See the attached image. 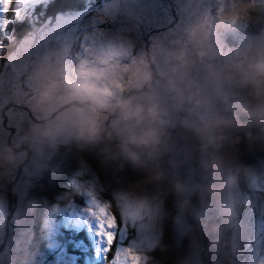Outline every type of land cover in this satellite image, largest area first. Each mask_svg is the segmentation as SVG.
Segmentation results:
<instances>
[{
    "label": "clouds",
    "instance_id": "1",
    "mask_svg": "<svg viewBox=\"0 0 264 264\" xmlns=\"http://www.w3.org/2000/svg\"><path fill=\"white\" fill-rule=\"evenodd\" d=\"M212 5L184 27L176 47L138 49L130 35L95 47L73 39L44 52L34 66L27 103L35 119L23 139L70 140L81 158L95 160V177L72 185L73 194L106 195L100 205L114 219L124 217L126 205L146 204L161 225L175 222L173 211H183L194 196L229 219L225 197L233 183L264 176L242 163L240 150L242 142L264 146V0ZM237 29L251 33L227 44L224 38ZM158 62L167 71H156ZM14 159L11 146H0V166ZM7 178L0 171V186ZM31 211L25 205L20 216ZM47 227L42 219L41 231ZM122 246L138 264H161L152 253L166 252L159 243ZM6 264H23L20 253H9Z\"/></svg>",
    "mask_w": 264,
    "mask_h": 264
},
{
    "label": "rangeland",
    "instance_id": "2",
    "mask_svg": "<svg viewBox=\"0 0 264 264\" xmlns=\"http://www.w3.org/2000/svg\"><path fill=\"white\" fill-rule=\"evenodd\" d=\"M43 1L46 0H11L14 9L10 13L0 8V39L5 36L14 46L11 52L0 46V146H11L15 156L13 162L0 166L8 177L0 186V198L8 204L6 212L0 209V264H6L9 253H20L23 264H102L96 255V220L89 210L95 211L93 201L100 204L101 199L108 197L92 191L85 194L86 198L74 196L72 188L95 177L96 167L92 166L95 160L81 158L70 140L34 145L23 139L35 119L27 103L34 84L31 78L34 66L44 52L57 44L88 39L91 45V35L101 30L106 33L103 39L132 36L138 49L153 43L176 47L174 41L183 39L186 25L205 9L214 10L212 0H85L81 11L58 13L49 19L42 14L39 19L34 8ZM12 17L26 19L24 26L29 30L20 39L6 28ZM250 33V29H237L226 37L238 44ZM171 40L174 46L169 44ZM71 62V57L66 58V64ZM155 70L162 73L167 66L158 62ZM244 147L243 152L240 148L245 155L242 163L247 161L245 165L257 172L264 170V150L246 142ZM252 160L257 165H252ZM61 162L69 165L61 167ZM74 163L77 166L71 169ZM64 175L70 180L66 183L71 191L57 190L56 181ZM196 202L200 227L197 231L193 229L174 264H264V176L241 177L238 187L229 188L225 197V203L232 206L233 215L229 219L219 214L216 204L206 205L199 199ZM29 204L32 207L29 217L17 215V206L22 209ZM42 219L48 220V227L37 234L35 242V227L41 229ZM115 221L118 235L124 234L123 243L131 242L146 249L162 242L167 219L161 225L154 210L142 204L126 205L124 217Z\"/></svg>",
    "mask_w": 264,
    "mask_h": 264
},
{
    "label": "snow or ice",
    "instance_id": "3",
    "mask_svg": "<svg viewBox=\"0 0 264 264\" xmlns=\"http://www.w3.org/2000/svg\"><path fill=\"white\" fill-rule=\"evenodd\" d=\"M11 4V0H0V7L5 11L8 10ZM19 7V6H18ZM94 23V26H97ZM106 35L104 31L94 32L90 39L92 44L90 47H95L98 43H101L103 37ZM96 205L95 211L90 209V213L94 216L96 220L95 235L97 237V248L96 255L101 259L102 264H138L139 257L133 253L131 248L123 247L124 244V234L117 232L118 225L115 219L107 213L106 205H100L93 201ZM7 201L6 199L0 198V209L7 211ZM21 208L17 206L16 213L20 214ZM53 211H56L54 208ZM112 253L109 257V253Z\"/></svg>",
    "mask_w": 264,
    "mask_h": 264
},
{
    "label": "trees",
    "instance_id": "4",
    "mask_svg": "<svg viewBox=\"0 0 264 264\" xmlns=\"http://www.w3.org/2000/svg\"><path fill=\"white\" fill-rule=\"evenodd\" d=\"M92 1L97 2L98 0H92ZM84 4H86V1L85 0H46V1H43L41 3H38V5L35 6L34 13L38 16L39 19L42 18V14L44 15V17L46 16L45 18L49 19V18H54L55 16L58 15V13L59 14H61V13H65L66 14L67 12L74 11V10L75 11L76 10L77 11L78 10L81 11L82 8L84 7ZM9 13H10V10H9ZM25 21H26V19H24V20L23 19L22 20H18L16 18L12 17V20L9 21V22H7V24H6L7 27L6 28L17 39H20V38H22L24 36L23 33H25L26 31L29 30V28L27 29L24 26V22ZM26 25L28 26L30 24L28 23ZM0 46L1 47L3 46V48L6 49L5 51H9V52H11L12 49H13V47H14L12 45V43L8 42V40L6 39L5 36H1ZM3 60H5L4 57H3L2 61ZM244 143L245 142H242L241 143V146H240V148H243L242 149V152L245 150ZM254 146L259 147L262 151L264 150V146H262V145L259 146V145L254 144ZM242 152H241V158L245 157V155ZM247 163H248L247 161L245 163L243 162V164H247ZM251 163H252V165H257V163L255 162V160H252ZM59 164H61L60 165L61 167H64V166H68L69 165V163H66V162H61ZM93 164H94V167H96L95 161H93ZM64 170L66 171V168ZM66 176L67 175H64L63 176V179L60 178V179H58V181H56L57 184H58V189L57 190L63 191V188H64L65 191H67V190L68 191H71L70 187L66 183L67 182V177ZM53 186L56 187V184L53 185ZM245 192H247V191H245ZM67 193H69V192H67ZM75 198L77 199V197H75ZM173 213H174V211H173ZM117 218L119 219V216H117ZM169 220L170 219H167V221H166L165 234H164V237L162 239V242L160 243V245L166 249V252L163 253V254L159 250L153 252V254L156 255V258L158 260H161L163 264H174L177 256L179 255V253L178 254H173V253L169 252L168 251V248H167V242H168V237H169V231H168ZM40 233H41V229H39V227L36 226L35 227V235L33 237V240L35 242L38 240L37 234H40ZM66 237H67V235H66Z\"/></svg>",
    "mask_w": 264,
    "mask_h": 264
},
{
    "label": "water",
    "instance_id": "5",
    "mask_svg": "<svg viewBox=\"0 0 264 264\" xmlns=\"http://www.w3.org/2000/svg\"><path fill=\"white\" fill-rule=\"evenodd\" d=\"M235 183H233V186ZM197 197L190 199L185 205V209L181 211L177 209L174 213L175 222L171 219L168 226L169 237L167 242L168 251L173 254H178L187 244L191 237L192 229L197 230L200 227V221L196 220L195 204Z\"/></svg>",
    "mask_w": 264,
    "mask_h": 264
},
{
    "label": "flooded vegetation",
    "instance_id": "6",
    "mask_svg": "<svg viewBox=\"0 0 264 264\" xmlns=\"http://www.w3.org/2000/svg\"><path fill=\"white\" fill-rule=\"evenodd\" d=\"M228 37H229V35H227ZM228 37H226L225 38V41L227 42V44H229V45H236V43L235 42H233L231 39H229ZM174 42H176L175 43V46H177V45H179L181 42H182V39L181 38H178V39H175V41ZM173 42H172V40L170 41V45L172 44ZM171 46H174L173 44L171 45ZM81 160V159H80ZM89 166H90V163L88 164ZM77 166V164L76 163H74V165L71 167V169H73V168H75ZM92 166L94 167V164L92 163ZM71 176H72V174H71ZM68 179V178H67ZM67 181H70V180H67ZM236 187H238L239 186V183H238V186L237 185H235ZM234 186V187H235ZM240 186H241V184H240Z\"/></svg>",
    "mask_w": 264,
    "mask_h": 264
},
{
    "label": "bare ground",
    "instance_id": "7",
    "mask_svg": "<svg viewBox=\"0 0 264 264\" xmlns=\"http://www.w3.org/2000/svg\"><path fill=\"white\" fill-rule=\"evenodd\" d=\"M197 199H198V197H197ZM196 201H197V200H196ZM196 204H197V202H196ZM196 204H195V206H196ZM195 212H196V210H195ZM196 218H197V217H196ZM196 220H199V219H196ZM198 229H199V228H198ZM198 229H197V230H198ZM192 231H193V229H192ZM192 231H191V236H192ZM189 240H190V239H189ZM188 242H189V241H188ZM188 242H187V243H188Z\"/></svg>",
    "mask_w": 264,
    "mask_h": 264
}]
</instances>
